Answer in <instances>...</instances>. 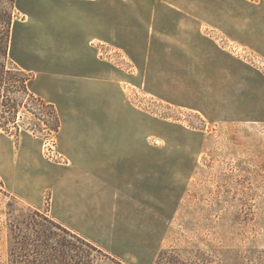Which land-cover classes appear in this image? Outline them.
<instances>
[{
    "label": "rangeland",
    "instance_id": "rangeland-1",
    "mask_svg": "<svg viewBox=\"0 0 264 264\" xmlns=\"http://www.w3.org/2000/svg\"><path fill=\"white\" fill-rule=\"evenodd\" d=\"M168 2L16 0L13 53L35 73V94L68 131L123 128L135 151L125 152L130 182L120 168L95 178L81 166L71 194L64 182L54 199L53 184L68 178L61 168L73 166L62 126L51 132L47 108L23 98L19 134L0 128L1 148L12 151L9 169L0 166V264L13 197L99 246L110 257L100 264H264V0L204 10ZM52 69L90 74L71 115L52 102ZM97 185L100 198L88 197Z\"/></svg>",
    "mask_w": 264,
    "mask_h": 264
},
{
    "label": "trees",
    "instance_id": "trees-1",
    "mask_svg": "<svg viewBox=\"0 0 264 264\" xmlns=\"http://www.w3.org/2000/svg\"><path fill=\"white\" fill-rule=\"evenodd\" d=\"M15 3L16 0H0V128L9 135L19 134L20 109L24 106L30 110L24 98L47 108L52 120L47 127L58 133L62 120L57 108L35 94L31 88L35 73L21 65L13 53ZM12 201L6 227V264H98L110 258L99 246L57 222L47 211L19 206L14 197Z\"/></svg>",
    "mask_w": 264,
    "mask_h": 264
},
{
    "label": "crops",
    "instance_id": "crops-1",
    "mask_svg": "<svg viewBox=\"0 0 264 264\" xmlns=\"http://www.w3.org/2000/svg\"><path fill=\"white\" fill-rule=\"evenodd\" d=\"M152 5H162L159 2H155ZM167 5L170 6H183L188 5V0H171V2H168ZM195 5L199 9L204 8H216L221 6H228L227 0H195ZM212 21V20H211ZM213 23V21H212ZM78 65V64H77ZM80 67L84 68V72H88L86 68L88 67H95L94 70H91L93 74H102V72L98 71L96 66L94 64H87V63H81L79 65ZM228 66V64H227ZM76 67V66H75ZM103 68V67H102ZM101 68V69H102ZM79 69V68H78ZM230 69V68H229ZM53 70H46V74L52 75L54 80H52L51 84L54 87L58 86L60 87L59 94H57L53 99L52 102H54L57 106L60 107V110H64L67 112H70L69 114H73L75 112V108L83 107L82 102L84 101L85 95H84V87L85 82L88 76L90 74L83 73L84 76L78 77V76H72L70 79L68 76L63 75L57 77L53 74ZM74 72V71H73ZM74 74V73H73ZM92 74V75H93ZM107 75V73L105 72ZM104 73L102 75H105ZM104 84L97 83L96 85L100 86ZM99 95H102L103 90H99L97 92ZM117 120H120L119 118H122L118 113H116ZM75 120V119H74ZM98 122V123H97ZM97 124L99 125L100 117L97 115ZM65 125L62 126L60 130V135H62V149L64 150L63 153H65L67 156V160L69 163V166L73 165L72 168H61L64 170V173L68 176V178L64 181V179H57L55 181L54 185V199H56L59 196V192L61 190L60 187L57 188V186H60L61 183L65 182V188L68 189L69 193L73 191V186L76 185V182H72L71 178H69V175L73 176L78 171L77 167H90L92 170L90 171L93 174V177L98 178L100 175H111L114 174L118 169L114 168H120L119 173L122 178V182L124 180H127L130 182V177L133 174V172L128 171L125 169L126 166L131 167V164L128 163L130 161V157L125 159L126 151H135L133 148V144H127L126 139L124 138L123 128L116 129L115 132L110 133L107 128H103L101 126L95 127L93 129H90L88 133L84 131V128H81L80 130H73L68 131L65 130ZM129 141V140H128ZM68 144V145H67ZM12 151L8 149H2L0 146V166L2 163H4V166L9 169V155ZM84 154V157L82 158V155ZM64 155V154H63ZM65 156V155H64ZM66 160V159H65ZM75 168V169H74ZM104 168V169H102ZM34 168H29V171H33ZM62 170V171H63ZM78 170V171H77ZM128 177L125 179V177ZM92 177V178H93ZM91 178V179H92ZM59 181L60 184H56ZM128 182V184H129ZM125 183V184H126ZM37 186L36 183L29 182L30 187ZM100 185V184H98ZM97 185V188L95 191H92V189L89 190L88 197L90 198H96L99 199L101 192V187ZM77 191L84 192L87 189V186L80 185L76 187ZM111 189L107 190L106 195H108V198H110L113 201V206L117 207V203L115 199H117V192L115 190L110 191ZM130 191V190H128ZM84 195L83 197H85ZM133 194L131 192H127L123 194V198H132ZM70 197L69 199H71ZM58 199V198H57ZM94 207H98V205L94 204ZM86 238V237H85ZM102 262V261H101ZM100 264V262L98 263Z\"/></svg>",
    "mask_w": 264,
    "mask_h": 264
}]
</instances>
